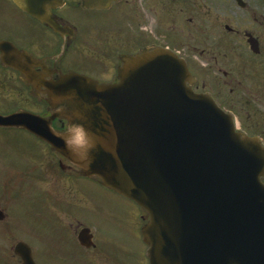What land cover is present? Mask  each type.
<instances>
[{
	"label": "flooded vegetation",
	"instance_id": "1",
	"mask_svg": "<svg viewBox=\"0 0 264 264\" xmlns=\"http://www.w3.org/2000/svg\"><path fill=\"white\" fill-rule=\"evenodd\" d=\"M166 51L264 150V0H0V117L55 115L53 130L67 132L46 84L76 75L119 88L124 58ZM147 219L30 132L0 125V264H24L18 251L30 264H150Z\"/></svg>",
	"mask_w": 264,
	"mask_h": 264
},
{
	"label": "water",
	"instance_id": "2",
	"mask_svg": "<svg viewBox=\"0 0 264 264\" xmlns=\"http://www.w3.org/2000/svg\"><path fill=\"white\" fill-rule=\"evenodd\" d=\"M135 87L110 90L83 79L49 89L81 132L57 134L51 120L0 118L22 126L53 151L132 200L149 221L142 230L151 264H264V154L234 132L231 120L171 54L126 63ZM126 84V82H124Z\"/></svg>",
	"mask_w": 264,
	"mask_h": 264
},
{
	"label": "rangeland",
	"instance_id": "3",
	"mask_svg": "<svg viewBox=\"0 0 264 264\" xmlns=\"http://www.w3.org/2000/svg\"><path fill=\"white\" fill-rule=\"evenodd\" d=\"M99 235L101 236L102 239H104V242L106 243L107 239L112 235V233H111L110 230L107 231V229L104 228V229L100 232Z\"/></svg>",
	"mask_w": 264,
	"mask_h": 264
}]
</instances>
